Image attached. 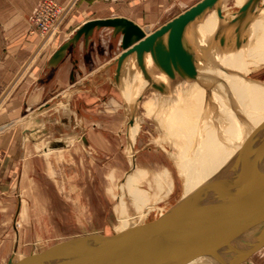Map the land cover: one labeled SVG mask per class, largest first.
<instances>
[{
    "label": "rangeland",
    "instance_id": "374dc122",
    "mask_svg": "<svg viewBox=\"0 0 264 264\" xmlns=\"http://www.w3.org/2000/svg\"><path fill=\"white\" fill-rule=\"evenodd\" d=\"M81 2L72 0L67 5L58 2L68 9L59 32L45 40L36 32L40 45L29 59L28 69L24 72L21 68L10 79L9 85L0 89V145L3 142L0 146V186L4 190L0 197L4 233L0 239L8 237L10 243H4L3 253L0 249V264H27L31 261L32 264H53L61 261L63 252L71 253L76 246L100 248L112 237L124 238L130 232L132 236L139 234L150 224L161 222L162 215H166V219L177 215L170 213L169 209L178 202L182 192L181 179L178 168L171 161L174 150L169 138L155 121L156 103L163 98L156 90L151 87L131 90L133 93L127 98L124 91L131 88V83L127 80L117 84L113 78V65L104 74L109 80L104 82L101 92L96 91L95 85L69 87L65 93L60 87L49 85L48 98L53 97L49 101L52 106L42 110L40 106L30 107L22 98L23 78L28 77L42 57L72 37L75 27L82 22L81 19L74 21ZM185 7H170L166 18L176 17L186 10ZM239 8L237 4L232 10L238 11ZM260 9L254 14V21L244 33L239 48L222 46L219 39L214 40L220 25L234 17L228 15L218 20L198 66L202 72L194 81L198 88L205 90L210 85L231 87L250 80V87L259 93L257 107L264 105V86L252 83L256 80L264 84V9ZM87 13L95 15L91 10ZM166 18L160 23L166 22ZM150 20L147 16L139 24L146 28L160 24ZM30 28L34 31L33 26ZM232 30L234 27L226 31L228 36ZM71 57L79 58L80 54L76 50ZM71 57L60 65L73 67ZM48 69L45 67L44 71ZM78 72L77 68L71 72L74 74L72 82L80 78ZM185 82L180 77L171 80L170 92L174 93ZM90 88L93 92L85 91ZM77 90L88 95L94 93L98 100L82 99L79 95L83 94ZM58 93L63 94L62 97H58ZM150 100L156 101L155 106H151V115L144 105ZM228 100V96L221 98L223 104ZM220 111L224 110L220 108ZM46 113L48 116H44ZM226 114L223 121L229 128L236 129L242 137L238 141L249 147L250 166L255 171L264 163V129L256 128L258 132H254L255 128L243 120L248 114L239 115L236 110ZM133 122L138 125V133L129 137ZM97 136L100 138L98 144L92 140ZM56 141H63L66 146L51 148V143ZM132 157L137 161L133 180ZM184 163L187 167V159ZM149 170L157 171L158 178H153ZM182 170L185 177L189 170ZM143 216L147 217L142 222ZM259 232L260 228L248 233L246 238L252 239ZM243 264H264V248L250 259V263Z\"/></svg>",
    "mask_w": 264,
    "mask_h": 264
},
{
    "label": "water",
    "instance_id": "95a60500",
    "mask_svg": "<svg viewBox=\"0 0 264 264\" xmlns=\"http://www.w3.org/2000/svg\"><path fill=\"white\" fill-rule=\"evenodd\" d=\"M220 1L199 0L150 34L126 17L86 21L52 54L47 67L60 66L71 51H76L81 40L88 49L95 31L112 29L113 38L118 39L122 51L112 63L102 68V73L116 65L113 78L120 84L124 62L135 54L137 65L150 87L163 93L166 85L154 83L146 69V54L151 55L156 67L169 79L197 80L202 72L198 69L196 48L188 39L187 31L215 8L219 19H224ZM262 1L247 0L232 20L220 25L214 40L219 39L222 46L239 48ZM233 27L234 31L228 36L226 31ZM51 106L46 102L39 109ZM65 146L63 141H56L50 147ZM259 228L257 236L239 242ZM76 247L71 253L63 252L61 261L53 264H185L201 256H215V264L250 263V259L264 248V171H256L223 187L181 213L150 224L135 236L130 232L124 238L112 237L100 248L93 245ZM225 248L230 249L224 253Z\"/></svg>",
    "mask_w": 264,
    "mask_h": 264
},
{
    "label": "bare ground",
    "instance_id": "6f19581e",
    "mask_svg": "<svg viewBox=\"0 0 264 264\" xmlns=\"http://www.w3.org/2000/svg\"><path fill=\"white\" fill-rule=\"evenodd\" d=\"M246 1L221 0L220 3L224 17L226 18L228 15L234 17L237 11H233L232 7L237 4L241 7ZM261 4H264V0ZM261 9L263 10L264 8ZM218 20L219 17L215 8L209 11L200 21H197L196 24H192L188 28L187 37L196 48L198 66L201 64L208 42L214 35V27L218 24ZM141 28L146 34L153 32L150 28L142 26ZM145 65L154 83H164L166 85L163 93L156 91L159 93L158 95L163 97L161 98V102L156 103L155 101L153 103L154 100H150L145 101L144 105L149 109V115H151L153 112L151 106H155L156 103L158 109L155 115L156 120H154L157 122L160 131L168 136L170 145H172L174 150V154L171 155V161L178 168L182 195L180 193L178 202H176L177 204L170 207L169 212L179 214L191 205L212 194L218 193L223 187L233 184L250 174L253 169L250 166L248 150L245 145H242L238 141L242 140V137L239 136L236 129L229 128L227 122L223 121L222 118L228 115L226 112L236 110L239 115L241 113L242 115L248 114L247 121L251 128L264 129V105L259 104L257 107L259 93L253 87H250V80L231 87L210 85L205 90H202L194 84L196 80L186 79L182 87L171 93V79L159 71L150 54H146L145 56ZM122 75L125 76L122 83L127 82V80L131 83V88L127 90L124 88V95L127 98H130V93H133L135 89L143 90L148 86L150 87V84L144 78L141 69L137 65L135 54L124 62ZM252 81L255 85L264 86L261 82ZM226 96H228L229 100L223 104L221 98ZM147 103L150 105L148 106ZM220 108L224 110V113L220 111ZM161 118L163 119L161 120ZM131 128L132 130H129V137L138 133V125H134V122L131 124ZM250 145L252 144L250 143ZM184 159L188 161L187 167L184 166ZM131 163L135 172L137 169L135 157H132ZM182 165L185 169L188 168L189 170L185 177ZM259 170L264 171V163L258 165L252 174ZM149 172L153 178L154 176L158 178L157 171L149 170ZM133 178L134 174L131 179L133 180ZM146 217H142V222ZM165 219L166 215H162L161 221ZM246 236L239 242L247 240ZM229 249L225 248L220 253L222 251L225 253ZM215 263V256H201L185 264Z\"/></svg>",
    "mask_w": 264,
    "mask_h": 264
},
{
    "label": "crops",
    "instance_id": "0c3cea01",
    "mask_svg": "<svg viewBox=\"0 0 264 264\" xmlns=\"http://www.w3.org/2000/svg\"><path fill=\"white\" fill-rule=\"evenodd\" d=\"M39 1L40 0H0V89L4 87L5 84V86H8L10 79H12L15 73L19 72L21 68L24 69V72L28 69L29 66H27V63L30 61L29 59L33 57L39 48L40 42L38 34L35 30L33 31L30 28L32 26L30 25L31 16ZM56 1L60 4L67 5L71 3L72 0ZM195 1L198 2L199 0H189L187 3H185V0H82V4H80L79 8L76 10L74 17V21L78 22L81 19L82 22L75 27L74 32L86 21L111 17H126L140 25L139 22L149 16L151 22L160 23V21H163L167 17L170 7L186 5L188 8L197 3ZM90 10L93 11V14H95L94 16H90L87 13ZM84 12L87 13V15H85ZM174 17L175 16L166 18L168 19L166 22ZM163 23H160L158 26L152 24L149 28L154 31L162 26ZM82 43L83 41H81L76 49L78 54H80L79 58H75L76 60L72 59V52L68 55L69 58L71 57L73 60L70 59L73 67L66 68V66L62 64L57 68L48 69L46 72L44 71V68L47 67L48 61L56 51V48L42 57L34 69L30 70L28 77L23 78L22 88L20 89L22 94L20 92H18V94L20 93L22 95V98H24L23 100L27 101L30 107H39L43 103L53 99V97L48 98L51 85L56 86L57 89L60 87V91H63V93L67 91V88L77 85L83 87L88 85L92 87L95 85L97 86L96 91L101 92L104 88V82L109 80L108 75L106 74V76L104 74L111 70L112 67L103 74L102 68L112 63L116 56L121 53L122 49L119 47V41L113 38L112 29H103L100 32L95 31L88 49H81ZM114 66L115 72L116 65ZM76 68L80 72V78L72 82L71 72L74 69L76 70ZM42 74L44 75L42 76ZM124 78L125 76L122 75V82ZM101 79L103 82H101ZM77 91L83 92L81 90ZM77 91H75V93H78ZM85 91L93 92L92 88ZM82 94L83 95H79L82 99L86 97L89 101L94 100L95 102L98 100V97L95 96L94 93L93 95H88L86 92ZM62 95L63 94L58 93V97H62ZM54 110L59 112L58 108ZM44 116H48V113ZM243 120L246 121L247 119ZM253 131L258 132L256 128L253 129ZM92 140L98 144L100 138L98 136L96 139L92 137ZM2 144L3 142L1 145ZM245 146L248 150L250 159V149L247 145ZM253 149L255 150L256 148L254 147ZM251 160L252 158L250 161ZM3 195V187L0 186V197ZM5 201L8 202L9 200L7 199ZM3 212V208L0 209V236L1 233H4L2 222ZM4 243L10 244L8 237L0 239V249L2 253L4 252V247H6Z\"/></svg>",
    "mask_w": 264,
    "mask_h": 264
},
{
    "label": "built area",
    "instance_id": "2783aa9c",
    "mask_svg": "<svg viewBox=\"0 0 264 264\" xmlns=\"http://www.w3.org/2000/svg\"><path fill=\"white\" fill-rule=\"evenodd\" d=\"M67 13V7L55 0H40L31 16V25L42 39H50L59 32Z\"/></svg>",
    "mask_w": 264,
    "mask_h": 264
},
{
    "label": "flooded vegetation",
    "instance_id": "af4514ba",
    "mask_svg": "<svg viewBox=\"0 0 264 264\" xmlns=\"http://www.w3.org/2000/svg\"><path fill=\"white\" fill-rule=\"evenodd\" d=\"M81 46H82L81 49H85V48H86L84 43H82ZM78 73L80 74V72H78ZM132 172H134V171H132ZM132 172H131V173H132Z\"/></svg>",
    "mask_w": 264,
    "mask_h": 264
}]
</instances>
